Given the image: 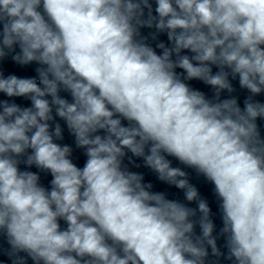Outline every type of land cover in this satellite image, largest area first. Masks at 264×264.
Returning a JSON list of instances; mask_svg holds the SVG:
<instances>
[{
	"label": "clouds",
	"instance_id": "1",
	"mask_svg": "<svg viewBox=\"0 0 264 264\" xmlns=\"http://www.w3.org/2000/svg\"><path fill=\"white\" fill-rule=\"evenodd\" d=\"M154 3L0 0V264H264V0Z\"/></svg>",
	"mask_w": 264,
	"mask_h": 264
}]
</instances>
